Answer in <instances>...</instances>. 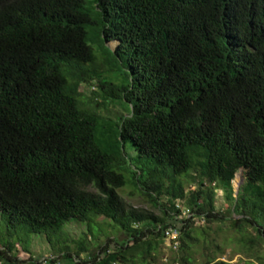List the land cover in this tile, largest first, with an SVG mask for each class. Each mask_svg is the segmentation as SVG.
Returning <instances> with one entry per match:
<instances>
[{
	"label": "trees",
	"instance_id": "1",
	"mask_svg": "<svg viewBox=\"0 0 264 264\" xmlns=\"http://www.w3.org/2000/svg\"><path fill=\"white\" fill-rule=\"evenodd\" d=\"M93 84L129 115L111 119L85 103L81 88ZM131 183L153 210L125 204L118 191ZM218 190L243 224L237 241L262 262L253 248L264 244V0H0L4 264H23L34 234L73 264H159L170 226L181 233L175 260L199 264L194 232L208 240L193 219L226 222ZM177 203L193 218L178 219ZM71 220L88 227L76 252ZM102 225L125 239L91 253L101 234L92 227Z\"/></svg>",
	"mask_w": 264,
	"mask_h": 264
},
{
	"label": "rangeland",
	"instance_id": "2",
	"mask_svg": "<svg viewBox=\"0 0 264 264\" xmlns=\"http://www.w3.org/2000/svg\"><path fill=\"white\" fill-rule=\"evenodd\" d=\"M116 42H111L109 47L112 50L117 48ZM83 86L81 88V92L84 93L85 103L91 106L93 109L98 110V112L103 115L104 117H108L111 119H116L118 116H128V106L126 104H113L111 102H104L102 99L97 98V94L99 93L98 88L96 86ZM96 93V94H95ZM126 158L129 163H133L136 166V151L131 143L126 144ZM130 173L126 174L127 180H130ZM191 176L182 178L184 182L187 193L190 191H194L196 189L195 185L193 186L190 184ZM246 181V171L241 169L233 182V187L235 191L239 190V187L242 186ZM118 194L121 196L123 201L128 207L133 208H145L151 209L152 205L148 202V200L143 196L140 190H138L132 183L127 185L123 189L118 191ZM215 207L216 211L219 213H224L226 217V222H215L210 225L206 224L203 219L194 218L193 225L194 229L200 230L203 229L207 234L208 242H204V238L200 234V232H194V237L199 239V242L196 243L194 246V250L196 252V261L197 263L201 264L206 260V257H211L216 259L217 261H225L231 264H245L249 261H254L249 259L250 253H246L239 242L237 241V237L240 236L239 229L243 226L240 220V217L232 216L228 212V204L225 203L224 194L222 190H218L216 192V200H215ZM231 218V219H229ZM238 221L236 224H233L232 221ZM76 221L71 220L67 223L65 233L67 234V245L73 252H76L77 245L76 242L82 240V238H86L87 236V225L83 224H76ZM259 222L264 226V218H261ZM104 224V223H101ZM2 226V218L0 214V227ZM99 229L97 226H93L92 229L94 234H98L101 232L98 240L94 244L93 242L89 244L90 251L92 252H99V246L107 241V239L113 241H122L125 239V236L122 232L118 229H114L108 225H102ZM249 236H255L257 233L252 227H246ZM31 256L34 258L45 257L48 254H54L53 250L47 241V237L44 234H34L31 236ZM90 240V239H89ZM213 241V243H209ZM216 244H219V247L216 248ZM171 245L169 242L165 241L163 245V249L160 253V257L157 260L159 264L165 263H173V264H180L177 262L176 259V251H171ZM255 249H259V255L262 257V262L264 264V244L257 248H253V252ZM89 253H82L81 258L86 259ZM24 255V254H22ZM57 255V254H56ZM24 258L27 256L24 255ZM176 261V262H175ZM262 262H255L256 264H262ZM62 264H73L68 259L62 261Z\"/></svg>",
	"mask_w": 264,
	"mask_h": 264
},
{
	"label": "built area",
	"instance_id": "3",
	"mask_svg": "<svg viewBox=\"0 0 264 264\" xmlns=\"http://www.w3.org/2000/svg\"><path fill=\"white\" fill-rule=\"evenodd\" d=\"M176 209L180 211V215L178 219H191L193 218L192 212L186 208L182 203L176 204ZM180 231L177 227L170 226L168 229L164 231L165 241L169 242L171 247L176 250L180 244ZM32 256L27 255V258L23 256L18 257L23 264H62V261L58 256H53L52 254H48L45 257L39 258H30ZM77 260V259H76ZM78 262V260H77ZM0 264H4V260H0Z\"/></svg>",
	"mask_w": 264,
	"mask_h": 264
},
{
	"label": "water",
	"instance_id": "4",
	"mask_svg": "<svg viewBox=\"0 0 264 264\" xmlns=\"http://www.w3.org/2000/svg\"><path fill=\"white\" fill-rule=\"evenodd\" d=\"M237 175V174H236ZM238 191H236V193H237Z\"/></svg>",
	"mask_w": 264,
	"mask_h": 264
}]
</instances>
